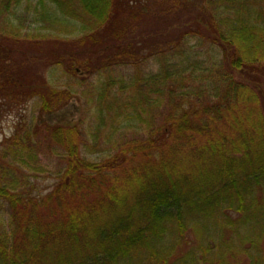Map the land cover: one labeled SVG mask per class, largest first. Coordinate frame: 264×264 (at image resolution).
<instances>
[{
    "label": "trees",
    "instance_id": "1",
    "mask_svg": "<svg viewBox=\"0 0 264 264\" xmlns=\"http://www.w3.org/2000/svg\"><path fill=\"white\" fill-rule=\"evenodd\" d=\"M31 9L47 36L23 32ZM94 76L104 145L22 121L0 151V264H261L264 0H0L4 105L52 116ZM42 142L62 157L45 195L24 175L48 172Z\"/></svg>",
    "mask_w": 264,
    "mask_h": 264
},
{
    "label": "rangeland",
    "instance_id": "2",
    "mask_svg": "<svg viewBox=\"0 0 264 264\" xmlns=\"http://www.w3.org/2000/svg\"><path fill=\"white\" fill-rule=\"evenodd\" d=\"M166 1V0H164ZM24 10V17L22 20H24L22 27L23 32H30L34 33L41 32L42 34L49 33L50 26L46 21L40 22L39 20H35V15H33L32 9L31 11L28 10V12ZM126 19H129V16L125 17ZM144 20V19H143ZM148 23H150L148 21ZM148 23H145L143 25H148ZM155 26V22L154 25ZM151 26V27H153ZM35 32V33H36ZM68 36H71V34H67ZM76 35V34H75ZM41 51L43 52L41 55L38 53V56L41 58L40 61L43 62L44 60L42 58H46L48 56L47 53H45L46 50H51V48L54 46L53 44H47L45 41L43 43H40ZM57 46H55V49ZM35 54V53H34ZM29 58V64L30 66L34 67L33 64V53H28ZM49 60V59H48ZM35 62V61H34ZM149 70V67L146 65L136 67V66H130L127 68H119L115 72L119 73L118 77H124V78H141L147 71ZM46 71V69L44 70ZM62 76V75H59ZM129 79H127L129 81ZM65 80V79H64ZM63 80V83L65 81ZM98 78L96 76L88 78V82L85 83L84 87L79 88L78 97L70 102V104L64 108L61 112L54 114L52 116H46V115H40L38 113V107L33 102H29L26 104H23L22 106L15 105V101L12 100V104H9V101L6 102L7 105H4V100L2 99L0 101V151H3L4 149H10V145L7 146V141L10 140L13 135L15 134L17 127L19 126V123L23 122H34L37 124L46 123L50 124L51 126L54 125H75L78 124L81 126V128L84 131V144L92 145L93 144V138L92 134L100 127L102 129L101 136L99 139H97L99 144L104 145L106 142V135L111 129V112H106L104 114V117L106 118V124L104 125L98 115L97 110L95 106L94 99L91 101L89 97L90 92L94 89V86L97 85ZM87 90V91H85ZM90 91V92H89ZM111 100V97H106L105 101L109 102ZM133 137V135L129 136ZM85 147V146H84ZM91 154V149L85 148L83 150V156L88 157L90 160H98L99 155ZM39 155L42 160V166L43 168L47 169L48 172L45 173H32L26 171L24 175L27 177V179H30V182L35 184L37 187V191L40 194H47L51 191L52 187L54 186L56 182V176L57 173L62 169V157H60L55 151H50L48 148V145L46 143H41ZM9 162V160L7 159ZM0 210L3 212H6V214H2L3 218H7V212L8 209L6 206L0 203ZM2 212V213H3ZM199 247V246H197ZM195 247V250H198V248ZM194 250V251H195ZM198 254H201L202 252H197ZM195 257L197 256L196 253H194ZM227 259L231 261V264H244V260L241 259L240 253L235 251L233 253H230L229 251L226 252ZM205 264V263H204ZM261 264H264V260Z\"/></svg>",
    "mask_w": 264,
    "mask_h": 264
}]
</instances>
